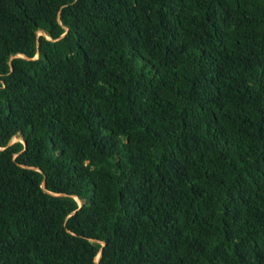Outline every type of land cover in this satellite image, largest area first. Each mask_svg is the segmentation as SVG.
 Segmentation results:
<instances>
[{"label": "trees", "instance_id": "1", "mask_svg": "<svg viewBox=\"0 0 264 264\" xmlns=\"http://www.w3.org/2000/svg\"><path fill=\"white\" fill-rule=\"evenodd\" d=\"M0 264H264V0H0Z\"/></svg>", "mask_w": 264, "mask_h": 264}, {"label": "water", "instance_id": "2", "mask_svg": "<svg viewBox=\"0 0 264 264\" xmlns=\"http://www.w3.org/2000/svg\"><path fill=\"white\" fill-rule=\"evenodd\" d=\"M100 253H98L97 258L99 257Z\"/></svg>", "mask_w": 264, "mask_h": 264}]
</instances>
